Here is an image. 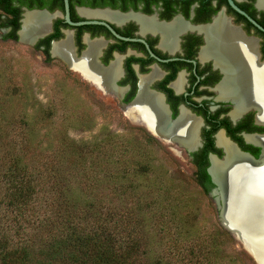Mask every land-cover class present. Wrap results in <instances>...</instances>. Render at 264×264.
<instances>
[{"label": "trees", "instance_id": "obj_1", "mask_svg": "<svg viewBox=\"0 0 264 264\" xmlns=\"http://www.w3.org/2000/svg\"><path fill=\"white\" fill-rule=\"evenodd\" d=\"M8 25L0 18V29ZM17 28L3 41L17 43ZM44 42L32 51L59 64L49 45L40 51ZM21 100L18 111L3 97L0 102V264H242L219 255L222 242L232 240L224 228L186 233L173 208L176 190L144 152L137 159L135 147L111 134L84 152L55 125L60 109L32 103L28 115L29 94ZM205 168L200 164L193 177L206 196L212 185ZM75 178L86 202L72 191ZM150 232L159 237L158 256Z\"/></svg>", "mask_w": 264, "mask_h": 264}, {"label": "flooded vegetation", "instance_id": "obj_2", "mask_svg": "<svg viewBox=\"0 0 264 264\" xmlns=\"http://www.w3.org/2000/svg\"><path fill=\"white\" fill-rule=\"evenodd\" d=\"M232 1L243 14L234 10L227 0H68L70 21L85 23L70 26L65 22L63 0H0L4 9L0 8V18L9 23L0 33L8 34L18 25L15 30L18 39L26 15L43 14L47 18V34L30 47L34 49L45 41L40 51L45 44L49 45L51 59L78 75L104 98L112 99L135 130L184 154L194 172L200 164L206 166L211 196L217 189L208 173L212 159L221 162L227 157L217 144L219 136L230 144L239 159L248 155L252 160L249 163L245 160L247 164L256 165L264 157V144L257 141L264 139V119H258L259 109L255 106L235 113L236 95L229 90L228 82L236 78V65L225 50L220 53L222 48L211 50L215 36L221 46L225 45L227 31H236L253 45L249 69L264 74V0ZM67 35L73 61L82 58L89 43H100L94 61L97 68L111 77L108 84L97 83L79 68L51 55L54 44L66 40ZM142 93L158 100L164 115L163 128H172L183 113L197 121L190 147L179 139L155 134L138 110L133 114L134 119L126 115L125 109L137 100L148 111L139 99ZM241 168L232 190L237 187L241 190L247 172Z\"/></svg>", "mask_w": 264, "mask_h": 264}, {"label": "rangeland", "instance_id": "obj_3", "mask_svg": "<svg viewBox=\"0 0 264 264\" xmlns=\"http://www.w3.org/2000/svg\"><path fill=\"white\" fill-rule=\"evenodd\" d=\"M2 37L3 34L0 33V85L5 91H0L3 94L0 96V102L3 97L11 110H22L21 99L23 94L27 93L30 104L27 102L24 110L28 115L33 113L36 105L47 110L52 104L55 110L60 109L62 113V116L57 117L59 120L56 119L55 125L68 135L76 148H83L84 152L85 145L90 147L107 139L109 134L117 136L121 143H130L136 148L133 154L137 159L139 156L136 152H144L151 165L155 166L157 172L176 190L173 208L180 223L185 225L188 235L211 232L214 228L223 229L216 203L211 196L203 195L195 183L194 168L184 154L180 155L166 145L157 144L147 134L135 130V126L116 107L112 99L104 98L88 83L82 82L75 73L55 62L46 64L41 54L33 52L29 45L3 41ZM25 97L28 99V96ZM47 144L46 140L44 147H47ZM144 163H148V160ZM79 180H72V191L82 202H86L87 195L82 189L84 185L80 184ZM99 192L103 196L107 194L104 183L100 184ZM262 217L259 211L244 216V219L255 227L249 235L247 234V240L253 236L264 235ZM148 237L152 253L158 256L161 253L159 237L153 232H150ZM216 241L218 242L219 238ZM245 252L233 236L231 241H223L219 247V255L228 257L227 260L235 256L242 264H256L251 257L248 260Z\"/></svg>", "mask_w": 264, "mask_h": 264}, {"label": "bare ground", "instance_id": "obj_4", "mask_svg": "<svg viewBox=\"0 0 264 264\" xmlns=\"http://www.w3.org/2000/svg\"><path fill=\"white\" fill-rule=\"evenodd\" d=\"M23 22V30L20 32L22 43L28 44L34 36L47 32V18L41 13L27 14ZM215 34L217 35V33ZM67 37L66 40L54 44L53 54L66 61L70 67L79 68L83 74L93 77L97 83L101 82L108 84L111 77L97 68L94 61L96 52L100 48V43L97 41L89 43V48L82 58L79 61H73L71 59L69 36L67 35ZM220 41L223 42L222 38ZM224 42L225 45L220 46V42L215 36V40H213L211 44V50L216 47L222 48L223 51L220 50V53L223 54L225 50L236 65V78L228 82L229 90H233L236 95L235 99L237 106L235 113H240L241 110L247 106H255L259 109L258 119H264V74L260 71L256 72L253 68H251L252 70L249 69L252 67V43L242 39L239 34L233 30L227 31ZM139 99L145 103L148 107V111L143 110L137 100L131 107L125 109V113L129 118L134 119L133 114L138 110L139 116L151 125L155 134L162 133L164 137L168 136L171 139H179L188 147L192 145V139L194 140V135L198 126L195 119L183 113L176 124L167 130L162 126L164 122L163 110L156 97L151 94L142 93ZM257 141L264 144V139H258ZM217 144L225 150L227 157L225 161L221 163L212 159L211 173L222 189H224L226 176L228 177L230 174V176L233 177V179L231 177L232 182L230 183L231 186L233 184V189L234 182L238 180L239 173H237V171L239 172V170L242 169L241 167L248 169L242 178L243 184L241 190L237 192L235 190L233 194H231L230 191L223 194L225 207L230 210L235 206L236 202L240 201L242 196H247V202L252 204L251 208H253L251 213L259 211L264 217V157L256 165L247 164L245 163V159L238 158L225 139L219 136ZM251 213L246 212L244 216L247 217ZM248 241H253L252 243H256V246L262 250L263 257H261L259 261L264 264V235L253 236L249 238Z\"/></svg>", "mask_w": 264, "mask_h": 264}, {"label": "water", "instance_id": "obj_5", "mask_svg": "<svg viewBox=\"0 0 264 264\" xmlns=\"http://www.w3.org/2000/svg\"><path fill=\"white\" fill-rule=\"evenodd\" d=\"M64 1V5H65V22L70 25V26H77V25H81V24H85V23H73L70 21L69 19V4H68V0H63ZM180 1V0H177ZM230 5L232 6V8L234 10H236L238 13L243 14L242 11H240L233 3L232 0H227ZM23 30V25L21 27V29L18 31L17 35H18V42H21V37H20V32ZM47 33H43L40 35H36L34 36V38L26 45L29 46H34L39 40L40 38L44 37ZM25 44V43H24ZM51 55L54 57L55 55L53 54V49L51 51ZM264 151V150H263ZM263 156V153L262 155ZM243 159H245L248 163L251 162V158L248 157V155H242L241 156ZM225 158L223 160H221V162L225 161ZM212 159V157H211ZM215 159V158H214ZM261 160V157H260ZM259 160V161H260ZM218 161V160H216ZM220 162V163H221ZM251 164V163H250ZM211 167L208 169V173L211 176L212 182L217 186V189H215L212 193L211 196L214 198V201L217 205V208L219 210V220L221 223V226L227 231L229 232L242 246L243 248L253 257V259L255 260V262L257 264H263L261 261H259V259L261 257H263L262 254V250L257 247L256 243H252L253 241H248L247 238V234L249 235L251 230H254L255 227L252 226V224L248 223V221H246V219H244V214L246 212H250L253 210V208H251L252 204H249L247 202L248 198L247 196H245V198H242L241 201L236 202L235 206L232 209H227V207H225V203H224V198H223V194H226L227 192L230 191L231 194H233L232 187L230 185L231 181H229L230 179V174L225 179V185H224V189L221 190V188L219 187L220 185L215 181L212 173H211ZM248 169L245 168L244 172L247 171ZM238 187L236 188V192L238 191ZM254 227V228H253ZM249 242V244H248ZM256 242V241H254ZM258 243V242H257Z\"/></svg>", "mask_w": 264, "mask_h": 264}]
</instances>
